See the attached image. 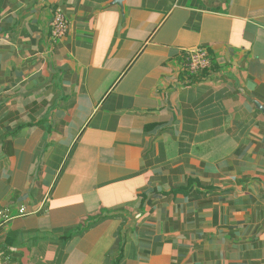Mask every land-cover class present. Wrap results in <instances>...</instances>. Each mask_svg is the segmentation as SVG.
Instances as JSON below:
<instances>
[{"label": "crops", "instance_id": "crops-1", "mask_svg": "<svg viewBox=\"0 0 264 264\" xmlns=\"http://www.w3.org/2000/svg\"><path fill=\"white\" fill-rule=\"evenodd\" d=\"M249 98L264 0H0V264H264Z\"/></svg>", "mask_w": 264, "mask_h": 264}, {"label": "built area", "instance_id": "built-area-1", "mask_svg": "<svg viewBox=\"0 0 264 264\" xmlns=\"http://www.w3.org/2000/svg\"><path fill=\"white\" fill-rule=\"evenodd\" d=\"M51 28L52 40L55 43L67 35L69 31V21L62 8H57L55 10ZM210 67L211 60L205 49H196L189 53V71H191V73L196 74L205 71Z\"/></svg>", "mask_w": 264, "mask_h": 264}, {"label": "water", "instance_id": "water-1", "mask_svg": "<svg viewBox=\"0 0 264 264\" xmlns=\"http://www.w3.org/2000/svg\"><path fill=\"white\" fill-rule=\"evenodd\" d=\"M117 3L120 4V0H117ZM257 107L258 110H260L264 114V106L260 104L258 101L249 98Z\"/></svg>", "mask_w": 264, "mask_h": 264}]
</instances>
